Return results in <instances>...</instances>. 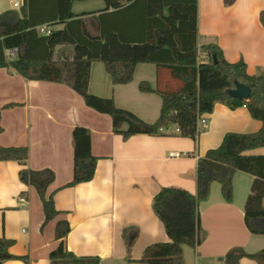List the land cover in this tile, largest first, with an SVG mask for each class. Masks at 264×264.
Wrapping results in <instances>:
<instances>
[{
    "label": "crops",
    "instance_id": "0c3cea01",
    "mask_svg": "<svg viewBox=\"0 0 264 264\" xmlns=\"http://www.w3.org/2000/svg\"><path fill=\"white\" fill-rule=\"evenodd\" d=\"M89 1L74 2L71 13L97 16L107 11L104 0L84 7ZM78 3L83 7L74 13ZM22 6L23 0H0V16L7 12L20 15ZM197 10L199 49L216 46L228 63H245L249 75L264 73V0H197ZM47 27L61 30L62 25ZM94 28L90 23L89 30L94 33ZM72 56V47L62 45L55 48L53 60H71ZM156 70L154 64H137L128 84L114 86L106 67L94 62L88 91L112 99L116 107L153 125L162 105L156 92ZM163 76L166 84L172 79L171 75ZM142 82L153 92L140 91ZM0 108V146L25 147L28 170L52 172L54 179L46 196L52 195L59 212L43 224L38 193L20 180L22 166L12 160L0 161V235L14 241L9 249L12 256L26 259L2 264H50L49 253L59 243L54 229L59 221L68 222L70 231L64 246L76 257H97L99 264H142L139 259L148 246L167 242L164 226L152 208L156 194L162 188L173 187L196 194L198 160L217 148L227 133H256L261 128L246 107L231 109L216 103L205 116L207 125L196 141L180 136L174 125L154 135L124 138L113 133L108 115L87 107L69 86L26 81L12 68L0 69ZM76 127L89 131L90 153L97 163L92 180L67 186L73 179L71 134ZM172 152L186 156L168 159ZM245 155L262 156L264 147L247 150ZM252 181L251 175L236 172L228 204L219 185L210 184L208 199L198 205L201 244L193 249L183 246L182 264H221L219 259L232 249H241L246 255L264 249V235L249 233L243 223ZM240 264L257 263L247 258Z\"/></svg>",
    "mask_w": 264,
    "mask_h": 264
},
{
    "label": "trees",
    "instance_id": "16d2710c",
    "mask_svg": "<svg viewBox=\"0 0 264 264\" xmlns=\"http://www.w3.org/2000/svg\"><path fill=\"white\" fill-rule=\"evenodd\" d=\"M76 1L79 0H23L20 15L7 12L0 16V69L12 68L26 81L69 86L87 107L108 115L113 133L124 138L136 134L154 135L159 128L174 125L180 136L196 141L198 119L211 113L216 103L226 104L231 109L245 104L250 116L261 123L256 133H227L217 148L208 150L205 157L198 160L196 194L177 187L162 188L156 194L152 208L164 226L167 242L148 246L139 262L182 264L183 246L193 249L201 244L198 205L208 199L210 184L219 185L223 200L228 204L233 197L232 179L236 172L253 178L244 204L243 223L249 233L264 235V155H245L247 150L264 147V73L249 75L245 63H228L216 46L198 48L197 0H104L107 11L97 16H74L71 7ZM90 23L95 26L94 33L89 30ZM43 24L62 25V28L41 36L36 29ZM62 45L71 46L73 56L71 60L54 61L55 48ZM11 48L19 53L14 61L6 62L4 52ZM200 56L203 61H199ZM94 62L106 67L114 86L128 84L137 64L156 65V92L162 100L159 119L153 125L146 124L116 107L112 99L90 94L88 81ZM165 74L172 77L167 84L163 82ZM236 83L250 89L249 100L230 96ZM139 89L153 92L144 82ZM2 131L0 122V133ZM71 139L73 179L67 186L92 180L97 163L90 153L91 138L86 128H74ZM27 157L25 147L0 146L1 162L12 160L22 166L20 180L38 193L44 212L43 224H47L59 214L52 195L46 196L54 175L48 169L28 170ZM54 229L59 243L49 253L50 264H99L97 257L78 258L66 249L64 240L70 231L67 221L57 222ZM13 242L0 235V264L13 259L26 260L9 253ZM247 258L264 264V249L251 255L232 249L219 261L240 264L241 259Z\"/></svg>",
    "mask_w": 264,
    "mask_h": 264
},
{
    "label": "built area",
    "instance_id": "2783aa9c",
    "mask_svg": "<svg viewBox=\"0 0 264 264\" xmlns=\"http://www.w3.org/2000/svg\"><path fill=\"white\" fill-rule=\"evenodd\" d=\"M37 32H39L42 35H50L52 31L46 25H43L37 28ZM18 53H19V50H17L16 48H11L5 51L4 56L7 61L8 60L11 61L15 57H17ZM243 107H246V105L244 104ZM206 125H207V118L205 116H200V118L197 121V125H196V134L198 135L203 129H205ZM166 129L167 128H159L158 132L160 133L164 132L166 131ZM175 132L179 133V130L177 127H176ZM185 156H186L185 154H181L178 152H172V153H169L167 158L168 159H173V158L180 159Z\"/></svg>",
    "mask_w": 264,
    "mask_h": 264
},
{
    "label": "water",
    "instance_id": "95a60500",
    "mask_svg": "<svg viewBox=\"0 0 264 264\" xmlns=\"http://www.w3.org/2000/svg\"><path fill=\"white\" fill-rule=\"evenodd\" d=\"M250 89L244 84L236 83L235 88L230 91V96L233 99L247 101L249 100Z\"/></svg>",
    "mask_w": 264,
    "mask_h": 264
},
{
    "label": "rangeland",
    "instance_id": "374dc122",
    "mask_svg": "<svg viewBox=\"0 0 264 264\" xmlns=\"http://www.w3.org/2000/svg\"><path fill=\"white\" fill-rule=\"evenodd\" d=\"M94 2H96V0H90L89 2H86L85 3V6L84 7H87L90 3L91 6H94ZM83 7V3H78V4H75L74 6V13L75 11H79V9H81ZM199 61H203V56H200L199 57Z\"/></svg>",
    "mask_w": 264,
    "mask_h": 264
}]
</instances>
